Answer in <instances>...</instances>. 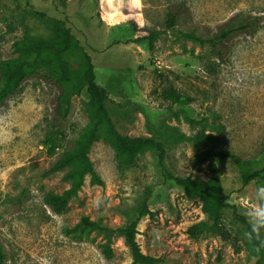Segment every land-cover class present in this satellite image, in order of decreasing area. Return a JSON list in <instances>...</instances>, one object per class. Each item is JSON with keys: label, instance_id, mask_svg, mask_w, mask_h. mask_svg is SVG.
<instances>
[{"label": "rangeland", "instance_id": "1", "mask_svg": "<svg viewBox=\"0 0 264 264\" xmlns=\"http://www.w3.org/2000/svg\"><path fill=\"white\" fill-rule=\"evenodd\" d=\"M0 0V65L26 60L24 45L58 36L56 21L70 28L91 56L97 83L108 91L107 108L124 137H155L166 149V165L181 177L209 176L212 163L221 171L230 208L224 223L238 243L216 237L193 239L188 229L205 219L199 201L172 191L156 209L158 219L141 220L138 242L159 264H264L249 256L242 218L249 221L253 206H264V21L254 35L226 43L222 60L208 46L185 38L195 33L209 38L232 19L264 17V0ZM185 12L172 29L168 14L181 5ZM100 14L102 16H100ZM160 31L152 47L131 41L133 28ZM175 89L187 100L176 115L162 94ZM84 87L66 96L43 78L30 74L19 94L0 107V243L6 259L0 264H133L122 237L107 240L92 233L73 237L66 229L83 217L119 228L135 218L148 187L162 181L155 150L142 154L131 168L119 165L112 144H93L90 158L102 181L87 176L62 214L45 205L48 194H62L73 185L75 163L47 175L64 152L77 148L90 127ZM192 119L189 118V116ZM197 136H213L217 144H201ZM58 145L55 154L49 148ZM232 153L238 164L228 162ZM210 161H193L201 154ZM262 171L245 185L244 171Z\"/></svg>", "mask_w": 264, "mask_h": 264}, {"label": "trees", "instance_id": "2", "mask_svg": "<svg viewBox=\"0 0 264 264\" xmlns=\"http://www.w3.org/2000/svg\"><path fill=\"white\" fill-rule=\"evenodd\" d=\"M185 12V5H179L176 10L168 14L166 29H172ZM100 16H102L100 14ZM264 21L263 16H251L236 22L232 19L224 28L214 33L209 38L197 36L195 33L186 34L185 38L201 46H208L213 56L222 60L227 54L226 43L240 35H254ZM133 28V38L130 42L148 47L160 35V31L151 28ZM54 30L58 36L46 39L30 41L23 48L26 60H18L13 66L7 63L0 65V107L8 99L20 93L24 82L30 74L40 72L45 80L58 87L66 96L81 93L87 88L90 100L85 107L86 114L90 120V127L81 135L77 148L73 152H64L62 157L47 172V175L59 172L72 163L77 168L72 173L73 185L62 194H48L45 197L47 205L54 213L62 214L68 208L70 198L83 186L87 176H91L95 184L102 185L97 175L90 152L94 143L104 140L112 144L116 151V158L122 167H133L138 158L149 150H155L158 155V165L161 169L162 181L159 184L148 187L142 200L136 207L135 218L119 228L105 226L102 221L83 217L73 228L66 229V235L81 237L96 232L102 234L107 240L105 255L112 257L109 247L113 238L122 237L128 246L133 259V264H159L163 260L158 257L147 255L143 252L138 242V228L141 220L147 218L152 221L158 219L156 209L165 205L172 191L181 193L186 198L199 201L205 219L192 225L188 229V235L193 239L203 237H216L225 242L238 243L231 230L223 220V214L230 208L229 197L226 193L221 171L215 165H208L209 176L205 178L196 176L181 177L175 175L166 165V149L161 141L155 137H124L118 131L111 114L107 108L109 100L108 91L97 83V76L91 56L81 46L73 35L70 28L63 21H56ZM165 101L170 102L169 115H176L182 109L186 97L171 88L162 94ZM189 116V115H188ZM192 119L191 116H189ZM196 140L201 144H217L213 136H197ZM58 145L49 148V154H55ZM228 162L238 164L237 158L229 152L224 154ZM210 161V154H201L193 165L198 167ZM262 171H244L241 180L245 185L260 178ZM242 228L246 235V248L251 258L258 263L264 262V229L260 230L259 236L252 232L250 222L242 218ZM6 259L4 249L0 243V263Z\"/></svg>", "mask_w": 264, "mask_h": 264}, {"label": "clouds", "instance_id": "3", "mask_svg": "<svg viewBox=\"0 0 264 264\" xmlns=\"http://www.w3.org/2000/svg\"><path fill=\"white\" fill-rule=\"evenodd\" d=\"M101 2H106L111 7L113 0H101ZM131 3L137 7H143L142 0H131ZM4 175H6V172H0V176ZM258 198L264 201V188L259 190ZM249 222L252 227V232L259 236L260 230L264 229V206L255 205L251 208L249 213ZM43 264H49V262L44 261Z\"/></svg>", "mask_w": 264, "mask_h": 264}]
</instances>
